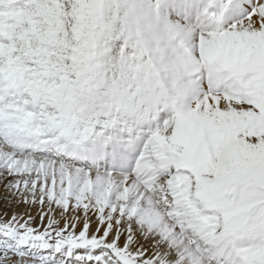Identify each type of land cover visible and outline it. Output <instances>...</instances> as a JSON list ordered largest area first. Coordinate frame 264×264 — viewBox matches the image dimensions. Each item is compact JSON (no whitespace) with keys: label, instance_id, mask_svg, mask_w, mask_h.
Segmentation results:
<instances>
[{"label":"snow or ice","instance_id":"1","mask_svg":"<svg viewBox=\"0 0 264 264\" xmlns=\"http://www.w3.org/2000/svg\"><path fill=\"white\" fill-rule=\"evenodd\" d=\"M0 185V264H264V0H0Z\"/></svg>","mask_w":264,"mask_h":264},{"label":"bare ground","instance_id":"2","mask_svg":"<svg viewBox=\"0 0 264 264\" xmlns=\"http://www.w3.org/2000/svg\"><path fill=\"white\" fill-rule=\"evenodd\" d=\"M3 197H4V189H3V186L0 185V212H2L4 207L6 206ZM23 207L24 206L21 205L19 210H23ZM39 208H40V206L36 205V206H34L33 208L30 209L31 214L33 216L37 217V221H36L37 223H39V220H38Z\"/></svg>","mask_w":264,"mask_h":264}]
</instances>
